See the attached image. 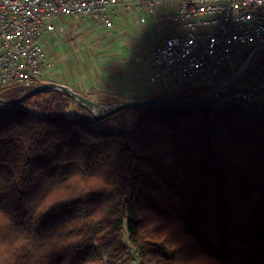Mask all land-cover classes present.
Returning <instances> with one entry per match:
<instances>
[{
    "label": "trees",
    "instance_id": "1",
    "mask_svg": "<svg viewBox=\"0 0 264 264\" xmlns=\"http://www.w3.org/2000/svg\"><path fill=\"white\" fill-rule=\"evenodd\" d=\"M257 45L241 51L242 62ZM236 61L153 98L205 96L237 72ZM263 79L264 48L240 83ZM43 83L4 87L0 100L10 104ZM76 92L110 109L129 101ZM262 105L219 97L100 117L71 95L46 90L0 110V136H15L0 141V152L13 144L25 162L22 190L0 196V212L12 221L0 229L3 264H41L38 242L60 240L66 247L52 243L43 264H264ZM131 115L139 116L132 128ZM12 176L0 165V179ZM49 195L53 204L40 216L25 208ZM69 220L78 224L61 234ZM21 239L27 243L12 252Z\"/></svg>",
    "mask_w": 264,
    "mask_h": 264
},
{
    "label": "built area",
    "instance_id": "2",
    "mask_svg": "<svg viewBox=\"0 0 264 264\" xmlns=\"http://www.w3.org/2000/svg\"><path fill=\"white\" fill-rule=\"evenodd\" d=\"M137 13L164 26L149 55L150 81L172 93L200 76L219 75L241 51L264 40V0H0V89L43 80L50 66L44 41L65 18L100 21ZM240 55V57H239ZM243 103L264 101V79L237 89Z\"/></svg>",
    "mask_w": 264,
    "mask_h": 264
},
{
    "label": "crops",
    "instance_id": "3",
    "mask_svg": "<svg viewBox=\"0 0 264 264\" xmlns=\"http://www.w3.org/2000/svg\"><path fill=\"white\" fill-rule=\"evenodd\" d=\"M137 15V13H124L120 16L118 15L114 21V28H107V30H110V34L114 33V35L115 33H123V31L128 27L129 22H134L140 25V31H149V33H155L157 35L151 41V45L147 42L149 48L145 52L140 51V48L137 45L131 43H129L123 48L122 56H118V54L116 53V51H118V48H115V51L111 50L109 53H107L108 48H102V50H104L103 52L105 53V55H115L112 61H108L110 62L108 65L110 66V72L108 74L109 77L107 85L104 81L98 79L96 75H92V73H97L98 71L95 68H92L91 65L84 60L83 56L89 55L88 52H84L83 55L79 57V60H77L76 54L74 52L75 49L72 50L68 46V44H66V41L65 43L63 42V45L65 46V48L67 46L69 50L65 49L64 47L62 48V46L58 45L61 43V37H59L60 32H64V29H66L62 25V23V29H58L55 32L54 40L50 42V53L47 50V53L49 54L50 66L47 70V73L45 74L44 82H52L60 85H65L74 91L80 92H88L92 89L104 90L112 96H121L128 100L153 98V96L158 93H165V91H162L160 87L151 83L150 76L152 74V67L149 62L150 52L158 41L161 31H164L162 30L164 26L161 25L158 27V25L155 23L142 24L137 20ZM73 19L80 20L82 18L76 17ZM141 25L143 26L141 27ZM89 27H92V24H89L88 28ZM131 55L134 57L133 60L128 59V56ZM125 59H127V62L123 63ZM92 60H94V64H96L95 59L92 58ZM92 60L90 59L91 63H93ZM138 64L139 67L142 69L140 74L141 76H138L136 71L130 68ZM122 74L124 75L121 76ZM89 75L90 79H88ZM98 98L101 100L109 99L103 96H98ZM92 100L98 103L95 99L92 98ZM98 104L100 106L104 105L100 103Z\"/></svg>",
    "mask_w": 264,
    "mask_h": 264
},
{
    "label": "rangeland",
    "instance_id": "4",
    "mask_svg": "<svg viewBox=\"0 0 264 264\" xmlns=\"http://www.w3.org/2000/svg\"><path fill=\"white\" fill-rule=\"evenodd\" d=\"M89 24H92V27L88 28ZM62 25L66 29H64V32H60L59 37H61V40H60L61 43L58 45L62 46V48L63 47L65 48V46L63 45V42L65 43L66 41V44H68V46L72 50L75 49L74 52L76 54L77 60H79V57L83 55L84 52H88L89 55L83 56L84 60L87 61V63L90 64L92 68H95L98 71L97 73H92V75L93 76L96 75L97 78L104 81L106 85L108 83V77H109L108 74L110 72L109 71L110 66H108L110 62L108 61H112L115 55H110V54L109 56L105 55V53L103 52L104 50H102V48L103 49L108 48L107 53H109L111 50L115 51V48H118V51H116V53L118 54V56L119 55L122 56L123 48L127 46L129 43H131V44L137 45L140 48V51L145 52L149 48V45H147V42L148 44L151 45V41L157 35L155 33L151 34L149 33V31L148 32L140 31L139 30L140 25L134 22H129L128 27L123 31V33H115V35L114 33L110 34L109 32L110 30H107V27L105 26V24L100 21L88 22L85 19L75 20L73 18H65L64 22H62ZM142 26L143 25H141V27ZM54 37H55V33L51 34L44 41H41L42 45L45 47L46 51L47 50L49 51V53L51 50L50 42L54 40ZM65 49H68L67 46ZM92 58L95 59L96 64H94V60H92ZM90 59L92 60L93 63H91ZM128 59L133 60L134 57L131 55V56H128ZM246 61L247 59L244 60L243 62L239 61V64L237 63L238 64L236 65V67H238L237 72L244 67ZM125 62H127V59L123 61V63ZM139 64L136 66L134 65L130 68L134 69L136 73L138 74V76H141L140 74H141L142 69L139 67ZM123 75L124 74H122L121 76ZM88 79H90V75L88 76ZM223 83L224 82L218 83L216 88H218ZM248 85H249L248 82L238 84L240 88H246L245 86H248ZM212 91L213 90H211L210 92ZM227 97H232V93H226L225 95H222L220 97V102L224 101ZM138 100H141V99H138ZM262 102H263V105L259 107V111L261 114H264V101ZM101 107L104 111H107L112 106L104 104V105H101ZM96 113H99V111L97 110ZM138 118L139 116H135V115L133 116L131 115L129 117V125L131 128L135 126Z\"/></svg>",
    "mask_w": 264,
    "mask_h": 264
},
{
    "label": "water",
    "instance_id": "5",
    "mask_svg": "<svg viewBox=\"0 0 264 264\" xmlns=\"http://www.w3.org/2000/svg\"><path fill=\"white\" fill-rule=\"evenodd\" d=\"M264 48V40L261 41L255 49L252 51L251 55L247 59L244 67L240 69L235 75H233L228 81L224 82L222 85H220L218 88L214 89L212 92L208 93L205 96L200 97H185L181 95L171 94V95H165L158 98H147V99H141V100H129L124 103H121L120 105L113 107L112 109H109L107 111H104L102 107L93 101L90 98H87L85 96L80 95L76 91L70 89L69 87L65 85H60L57 83L47 82L40 84L30 90L29 92L23 94L21 97H19L17 100H15L12 103H8L4 100H0V102L4 103L5 106H0V110H7L11 107L17 105L18 103L25 100L27 97H30L36 93L43 92L46 90H60L64 93H67L74 97L78 103L83 104L89 108L90 111L95 113L96 116L104 117L113 113H116L122 109L125 108H148L152 106H162V105H169V104H186V105H193L197 106L200 104H203L205 102L212 101L214 99H217L221 97L222 95H225L233 88L237 87L240 81L245 77V75L249 72L252 65L254 64L255 60L258 57L259 52ZM99 111V113H96V111Z\"/></svg>",
    "mask_w": 264,
    "mask_h": 264
},
{
    "label": "clouds",
    "instance_id": "6",
    "mask_svg": "<svg viewBox=\"0 0 264 264\" xmlns=\"http://www.w3.org/2000/svg\"><path fill=\"white\" fill-rule=\"evenodd\" d=\"M9 139H15V136L13 133H7L3 136H0V141H8ZM0 165H2L5 169H9L13 172V176L10 180H2L0 179V196H9V197H15L19 190H22L23 188V178L25 173L21 171V169L24 168L25 162L21 158L20 154L16 151L13 144H7V146L3 149L2 152H0ZM52 195H49L46 199L40 200L39 197L36 198V200H33L31 202L25 203L26 209H34L33 215L38 217L43 212L48 210L50 206L53 203H48ZM45 205H47L45 211H41V208H43ZM12 221L9 216H7L5 213L0 212V229H4L6 226L11 225ZM78 224V221L76 220H69L67 221L61 228L60 233H67L69 231H72L75 226ZM63 240H60L58 242H43L44 246L39 247L38 244L34 249L35 257L38 261L43 264L45 257L47 253L51 250V244L52 243H58L59 248L66 247V244L62 243ZM22 243H27V241L21 239L20 241L16 242L11 246V251L15 252ZM32 250V249H30ZM8 251V245L0 243V264H3V261L7 258L6 253Z\"/></svg>",
    "mask_w": 264,
    "mask_h": 264
}]
</instances>
